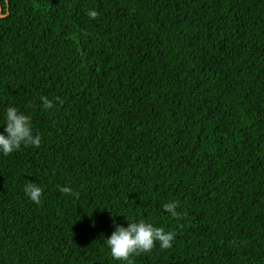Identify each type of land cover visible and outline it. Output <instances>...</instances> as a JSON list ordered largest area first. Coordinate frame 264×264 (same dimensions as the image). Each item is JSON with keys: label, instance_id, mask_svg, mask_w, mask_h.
Masks as SVG:
<instances>
[{"label": "trees", "instance_id": "obj_1", "mask_svg": "<svg viewBox=\"0 0 264 264\" xmlns=\"http://www.w3.org/2000/svg\"><path fill=\"white\" fill-rule=\"evenodd\" d=\"M8 105L0 264H123L111 216L176 234L131 264H264V0H0Z\"/></svg>", "mask_w": 264, "mask_h": 264}, {"label": "clouds", "instance_id": "obj_2", "mask_svg": "<svg viewBox=\"0 0 264 264\" xmlns=\"http://www.w3.org/2000/svg\"><path fill=\"white\" fill-rule=\"evenodd\" d=\"M87 14L90 17L97 15L94 10H89ZM41 101L45 109L53 107L49 99L42 97ZM0 125L3 126V130L0 131V154L2 155L14 152L21 146L38 147L41 142L40 134L33 130L30 116L20 111L15 105H8L3 110ZM23 190L31 201L37 204L40 202L42 189L38 184L29 182ZM58 190L65 194H75L67 185H58ZM162 207L171 217L178 215L176 211L178 205L175 200L164 203ZM110 218L113 230L104 238V243L111 257L123 264H131L133 255L150 251L154 243H158L161 249L170 247L176 235L174 231L156 226L146 219L129 218L126 224H122L117 222L114 216ZM90 226H94V222H90Z\"/></svg>", "mask_w": 264, "mask_h": 264}]
</instances>
